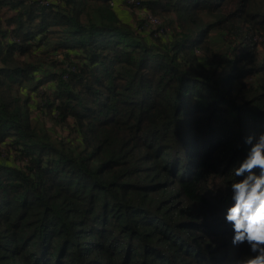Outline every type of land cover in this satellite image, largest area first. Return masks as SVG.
Returning <instances> with one entry per match:
<instances>
[{"label":"trees","instance_id":"obj_1","mask_svg":"<svg viewBox=\"0 0 264 264\" xmlns=\"http://www.w3.org/2000/svg\"><path fill=\"white\" fill-rule=\"evenodd\" d=\"M123 4L0 0V264L251 255L225 214L264 133V0H142L156 27Z\"/></svg>","mask_w":264,"mask_h":264},{"label":"clouds","instance_id":"obj_2","mask_svg":"<svg viewBox=\"0 0 264 264\" xmlns=\"http://www.w3.org/2000/svg\"><path fill=\"white\" fill-rule=\"evenodd\" d=\"M245 143L250 148L235 167V177L242 178L231 183L233 203L225 220L232 227L233 246L244 244L251 254L238 264H264V133L248 136Z\"/></svg>","mask_w":264,"mask_h":264},{"label":"built area","instance_id":"obj_3","mask_svg":"<svg viewBox=\"0 0 264 264\" xmlns=\"http://www.w3.org/2000/svg\"><path fill=\"white\" fill-rule=\"evenodd\" d=\"M31 2H33L34 0H30ZM53 0H40V2L46 4V5H50V3H52ZM124 3L126 6H133L136 10H138L137 14L142 17L145 18L147 20V23L149 24L148 27L153 26L156 27L161 23V20L159 18H157L156 16H154L152 14V12H150L149 10H147L143 5H142V0H124ZM111 5H116V3L114 1H111Z\"/></svg>","mask_w":264,"mask_h":264},{"label":"crops","instance_id":"obj_4","mask_svg":"<svg viewBox=\"0 0 264 264\" xmlns=\"http://www.w3.org/2000/svg\"><path fill=\"white\" fill-rule=\"evenodd\" d=\"M127 9H128V8L117 7V11H119V12H120V11H121V12L123 11V14L125 15V20H127V21H131L132 19H131L130 16L132 15V14H131L132 11L129 12V10H127Z\"/></svg>","mask_w":264,"mask_h":264},{"label":"rangeland","instance_id":"obj_5","mask_svg":"<svg viewBox=\"0 0 264 264\" xmlns=\"http://www.w3.org/2000/svg\"><path fill=\"white\" fill-rule=\"evenodd\" d=\"M122 7L127 8V6L125 5V3L122 5ZM137 12H138V10H134V11H133V15L130 16L131 19L134 18V16H136V17L134 18V20L132 19L133 22H136L137 19L140 18L139 15L137 14ZM134 13H136V14L134 15ZM0 16H4V14H2V15H0ZM124 16H125V15H124Z\"/></svg>","mask_w":264,"mask_h":264}]
</instances>
